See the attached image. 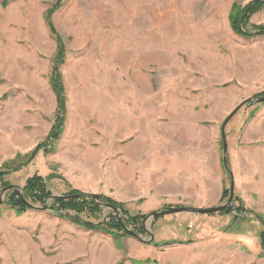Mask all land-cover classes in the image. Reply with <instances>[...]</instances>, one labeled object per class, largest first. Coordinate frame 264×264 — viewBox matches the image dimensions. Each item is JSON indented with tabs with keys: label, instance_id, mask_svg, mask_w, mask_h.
Here are the masks:
<instances>
[{
	"label": "rangeland",
	"instance_id": "1",
	"mask_svg": "<svg viewBox=\"0 0 264 264\" xmlns=\"http://www.w3.org/2000/svg\"><path fill=\"white\" fill-rule=\"evenodd\" d=\"M3 1L0 165L21 161L47 136L56 115V34L65 51L62 133L51 152L39 150L5 176L21 194L38 174L52 175L54 195H105L132 215L204 207L219 187L229 189V172L234 182L236 157L264 151V101H247L225 125L229 171L222 163V123L242 101L264 96V34L252 29L264 25V5L250 14L253 34L244 37L231 29L229 12L251 0H61L51 13L56 34L45 20L56 0ZM2 189L0 264H264L258 213L244 212L229 232L233 210L224 220L179 212L147 219L142 240L115 239L39 204L18 214Z\"/></svg>",
	"mask_w": 264,
	"mask_h": 264
},
{
	"label": "trees",
	"instance_id": "2",
	"mask_svg": "<svg viewBox=\"0 0 264 264\" xmlns=\"http://www.w3.org/2000/svg\"><path fill=\"white\" fill-rule=\"evenodd\" d=\"M6 3V0L3 1ZM62 4L61 0H56L52 7L49 8L45 13V20L47 26L52 34L55 33V29L51 23V13L56 10ZM248 5V4H247ZM247 5L241 7L236 2L231 6L229 12V22L231 29L241 35V36H251L253 31L246 29L245 25L248 22L250 14H252L257 9L261 8L264 5V0L254 1L248 13L241 20ZM253 30H264V25H253ZM56 40V51L53 56L52 66L49 73V82L50 86L55 94L56 98V115L55 120L45 137L44 141L38 143L35 148L28 154L24 156V159L16 160L11 159L3 162L0 165V187L4 188L10 185L5 176L11 172L20 170L23 166L28 165V163L36 156L39 150H42L44 154L51 152L56 145L57 140L60 138L62 133V127L65 120L66 112V98L62 83V77L60 73V65L64 62V46L61 41V38L55 35ZM21 155L17 154L16 158H20ZM52 175H48L46 178L38 174H33L28 177L25 181L24 186L22 187V195L24 201L19 199L15 193L12 191L6 192L5 203L9 204L12 208L16 210L18 214L23 213L27 209H33L32 206L37 204L42 205L52 192L47 188L46 180L51 179ZM229 195V189L224 187L222 189L220 200H227ZM98 203L94 200L93 195H84L81 192L72 189L66 194H63L58 197H54L51 202H49V210L58 217H63L70 222L79 225L87 230L100 231L106 234H109L115 239H119L122 236H131L116 220L115 216L112 214L113 211L110 210L107 214L103 215L104 208L99 204H109L115 207L121 214L125 227H131L136 235H142L146 233L145 228L142 226V221L145 218V214L137 213L132 215L126 209V206L122 202L115 201L105 195H99ZM234 208V215L232 216V221H237L244 212H250L245 209L242 202L237 196L233 198V206L226 207L218 213H231ZM109 210V209H108ZM254 214V213H253ZM255 215V214H254ZM93 217L95 220H92ZM256 219L262 221L260 215H255ZM157 218V217H156ZM243 217H241L242 219ZM156 220V219H155ZM232 227H228L227 231H233ZM262 238V245L264 246V229L260 232ZM133 237V236H131ZM173 241H163L161 245H167ZM159 244V243H158ZM131 264H157V261L154 259L146 258L144 260L131 259Z\"/></svg>",
	"mask_w": 264,
	"mask_h": 264
},
{
	"label": "crops",
	"instance_id": "3",
	"mask_svg": "<svg viewBox=\"0 0 264 264\" xmlns=\"http://www.w3.org/2000/svg\"><path fill=\"white\" fill-rule=\"evenodd\" d=\"M242 156H244L242 160L236 157V161L231 166L233 167L236 196L242 202L245 209L250 211L249 214L258 213L262 217V215L264 216V151L259 149L254 151L247 150L243 151ZM246 162L248 163V171L245 168ZM254 162L256 164L255 166H253ZM222 189L223 186L219 187L216 195L211 200L206 201L205 204L199 203V205H207L204 207L218 205L217 201L220 200ZM247 207L254 211L247 209ZM220 214L224 215H211L210 218L212 219L210 220H218V218L224 220L225 214L230 213ZM231 220L228 219L230 223L232 222L230 227L234 229L239 219L234 222Z\"/></svg>",
	"mask_w": 264,
	"mask_h": 264
},
{
	"label": "water",
	"instance_id": "4",
	"mask_svg": "<svg viewBox=\"0 0 264 264\" xmlns=\"http://www.w3.org/2000/svg\"><path fill=\"white\" fill-rule=\"evenodd\" d=\"M256 1V0H251L243 15L241 16V20L243 19V17L248 13L251 4ZM257 34H264V30H259L257 32ZM251 100H256L257 102H262L264 101V96L263 97H251L248 98L244 101H242L240 104H238L231 112L230 114L226 117V119L224 120V122L221 125V139H222V163L224 168L229 171L228 168V162H227V143H226V135H225V125L227 124V122L229 121V119L233 116V114L247 101H251ZM230 182H229V196L228 199L219 205H214V206H209V207H192V206H165L162 208H159L157 210L151 211L150 213H148L145 218L142 221V226L145 228V221L147 219H153L155 217L158 216H164V215H171V214H175V213H179V212H186V213H191V214H198V215H204V214H214V213H218L220 211H222L223 209H225L226 207H230L233 206V194H234V182H233V176L232 173H230ZM7 191H13L16 193V195L22 200L24 201V198L19 190V187L16 185H8L7 187H4L2 189V194H5ZM94 199L97 200L98 196L96 194H92ZM61 195H54L51 194L50 197L48 198V200L53 199L54 197H58ZM48 200H46L41 207H39L41 210H46L49 209L47 202ZM3 201L0 199V203H2ZM98 203V200H97ZM100 206H102L104 209H109L112 210L114 212V214L116 215V219L118 221V223L133 237L142 240L138 235H136L133 231H131L130 229L125 227L123 218L120 214V212L113 207L112 205L109 204H99ZM33 208H37L36 206H32ZM234 211V208H233ZM147 231V230H146ZM153 240V235L150 233V239L148 241H152Z\"/></svg>",
	"mask_w": 264,
	"mask_h": 264
}]
</instances>
